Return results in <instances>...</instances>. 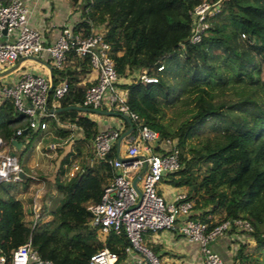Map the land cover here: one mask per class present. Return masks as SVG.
Returning a JSON list of instances; mask_svg holds the SVG:
<instances>
[{
  "label": "trees",
  "instance_id": "obj_1",
  "mask_svg": "<svg viewBox=\"0 0 264 264\" xmlns=\"http://www.w3.org/2000/svg\"><path fill=\"white\" fill-rule=\"evenodd\" d=\"M66 1L79 14L71 32L85 36L100 28L119 77L135 70L155 77L145 85L132 78L120 86L126 90L127 107L142 123L159 138L176 140L179 168L163 180L185 189L186 199L193 201L194 213L188 217L204 221L207 229L229 218L247 220L253 244L248 254L240 245L233 259L237 264H264L252 255L264 248V0H207L217 10L205 18L207 25L196 41L190 40V11L201 0ZM68 55L89 68L86 56ZM61 77L66 91L57 99L55 120L49 118L46 124L64 137L69 130L55 122L72 123L82 136L73 148L58 150L50 174L56 191L53 205L43 207L34 223L25 219L17 191L0 186L5 192L0 197V253L7 258L10 250L28 241L39 258L53 264H87L102 245L122 259L124 236L110 232L100 241L89 224L87 205L98 201L113 171L93 156L95 122L68 108L82 105L86 85H78L68 71L52 68L49 100ZM176 102L188 106L170 125L163 121L164 108ZM26 124L11 100L0 97V139L9 152L14 151L11 138L24 146L17 151H24L39 131H30ZM201 134L196 143L190 142ZM80 153L92 157V163L79 158L77 170L68 176L71 161ZM107 156H114V144ZM29 180L24 176L19 181Z\"/></svg>",
  "mask_w": 264,
  "mask_h": 264
},
{
  "label": "built area",
  "instance_id": "obj_2",
  "mask_svg": "<svg viewBox=\"0 0 264 264\" xmlns=\"http://www.w3.org/2000/svg\"><path fill=\"white\" fill-rule=\"evenodd\" d=\"M216 10L217 4L207 0H201L192 8L191 41L198 40L207 25L205 18ZM28 12L25 0H0V70L15 64L18 59L42 52L56 68L62 65L69 51L78 57L86 56L89 68L96 74L83 90L81 106L115 111L130 121L129 130L122 135L121 119L120 126L98 130L92 137L90 146L94 158L110 166L113 174L102 185L98 201L87 205L91 214L89 224L96 227L100 241L110 232L124 236V257L119 259L115 252L102 245L88 256L87 264H161L141 241V235L146 230L161 229L176 232L195 243L200 264H228L210 248L209 243L231 230L247 234L252 229L251 225L242 218H229L207 229L204 221L188 217L193 201L186 199L184 192L175 194L169 201L157 194V183L167 173L179 168L176 140L159 138L155 131L129 110L125 103L126 90L118 85L119 76L113 68L108 45L102 39L101 32L92 29L88 35L81 36L63 27L53 42L44 44L42 32L28 24ZM160 69L158 65L156 70ZM135 78L140 85L156 80L153 75L142 71ZM50 84L46 76L24 71L13 82L0 83V97L10 99L14 109L26 117V128L30 131L43 130L47 119L55 120V107L49 103L48 97ZM65 91V81L56 83L50 100L58 101ZM19 132V129L15 130V134ZM119 137L125 145L123 154L116 152L108 157L110 148ZM3 146L0 139V147ZM11 148L14 149L12 144ZM77 168L76 164H71L67 175L71 176ZM21 175V167L14 153L2 149L0 182L17 181ZM132 181L137 191L131 186ZM31 218L34 223L37 215ZM0 264L53 263L39 258L26 241L10 250L7 258L0 253Z\"/></svg>",
  "mask_w": 264,
  "mask_h": 264
},
{
  "label": "crops",
  "instance_id": "obj_3",
  "mask_svg": "<svg viewBox=\"0 0 264 264\" xmlns=\"http://www.w3.org/2000/svg\"><path fill=\"white\" fill-rule=\"evenodd\" d=\"M25 3L29 11L27 17L28 24L31 27L37 28L42 32L44 44L53 42L63 27L71 28V26L79 19L78 11H73L66 0H25ZM93 30L100 31V28H94ZM79 62L80 59H73L71 56L68 55L60 66V68L68 71L71 76H75L78 85L87 86L91 81H93L96 73L94 70L81 65V63L79 64ZM15 64L16 67L13 71L0 77V83L13 82V80H15L18 75L24 71L44 75L51 81L52 68H56L51 65L50 60L48 59L45 52H42L36 56L18 59ZM135 72L136 73H134L133 71V74L131 72L127 77H119L118 85L120 86L121 84H126L130 82L132 78L136 77L139 71L136 70ZM60 81H65V78H59L56 83ZM49 103L55 107V110H59L58 101L54 102L49 100ZM80 113L82 115H85L90 120L94 121L97 130L120 126L121 123V119L117 116L91 113L87 111H80ZM48 124H46L43 130H39L37 132V134L34 136L35 138H32V145L31 147H28L25 150L26 152L24 158L22 162H20V167H22L23 169L21 177H28L30 179V185L34 183L31 181L32 179H34L33 175L35 173L37 176L40 175V173H42V175L49 176L52 171L51 169L49 171L45 170V168L51 167L43 164V157H41L38 152V144L41 141L45 139H51V141L54 142V144L48 143L44 145V149L49 148L48 146L51 144H56L58 148H61L64 151L78 145L77 140L80 139L82 136L81 129L76 127L72 123L62 122L57 124L55 122V125L69 130V133L64 137L55 134L51 126L50 128H48ZM121 128H123V131L121 133L122 135L125 131L128 130L129 126L125 127V125L123 124L121 125ZM24 142L26 143L27 140L25 139ZM124 147V141L120 139L119 144L117 146L116 143L114 144V154L116 152H118L119 154H123ZM20 148H22L21 145H19L18 149ZM2 149L4 150L5 148L2 147ZM18 149L14 148L12 149V151ZM83 149H85V146H83ZM32 154L34 156H37V158L40 157V164L35 163V160H31ZM87 155L80 153L77 158H74L71 161L70 165L74 163L78 167V160L81 157L84 160H88L89 164L92 163V157H88ZM42 175H40L41 178H43ZM16 182L20 181L17 180ZM30 185L28 187H30ZM156 188L160 196L166 201L172 199V197L179 192H185V189L181 186H171L165 183L164 181H160L157 184ZM26 189L27 188H25V190ZM25 190L17 191L16 196H18L21 201L25 198V196L23 195L28 189L26 191ZM46 207L48 206L46 205L45 208ZM22 208L25 214V219L30 220V215H27V213H29V207L26 206L23 201ZM41 208H43V205ZM193 213L194 211L192 209L190 214ZM236 232L237 231L233 230L227 231L222 235L216 237L213 241L209 243L210 248L215 251L228 264H233L232 262L234 253H232V249L234 245H236L235 240H239V233ZM142 240L143 244L151 250V252L158 258L161 264H200V255L197 249V245L195 243L187 241L184 237H182L176 232H172L166 229L156 230L150 233L147 232L142 235Z\"/></svg>",
  "mask_w": 264,
  "mask_h": 264
},
{
  "label": "rangeland",
  "instance_id": "obj_4",
  "mask_svg": "<svg viewBox=\"0 0 264 264\" xmlns=\"http://www.w3.org/2000/svg\"><path fill=\"white\" fill-rule=\"evenodd\" d=\"M135 71H134V73H136ZM132 74H133V72H132ZM187 106H185L184 104L181 105L180 103L176 102V103H173L170 107H165L164 108L163 121L168 122L170 125H174L175 123H177L179 121V119H181V111L184 112V109ZM47 126H48V128H50L49 124ZM202 136H203V134L195 136L190 140V142L196 143L197 140H199ZM33 138H35V137H33ZM32 142L33 141H31L27 147H31ZM48 143L54 144V142H52L51 139H45L38 144V152H39L40 156L43 157L42 158V161L44 162L43 164L51 167V168H45L46 171H49L50 169L53 170L52 169L53 165H54L53 161L55 160L57 154L59 153L58 150L60 149L57 147L56 144L55 145L51 144L48 146L49 148L44 149L43 148L44 145H46ZM34 144H33V146H34ZM3 147L5 148L4 151H7L9 149L5 145ZM23 148H24V146H23ZM11 150H12V148H11ZM0 151H2V147H0ZM14 151H13V153L16 156L18 163L20 164V162H22V160L24 158L26 151L25 150L24 151H22V150L17 151L16 150L15 152ZM31 160H33V161L35 160L36 161L35 163L40 164V161H39L40 157L37 158V156H34L32 154ZM40 175H42V173H40ZM40 175L37 176L36 173L33 175L34 179H32L31 182H34V183H32V185H30L29 182H16V181H2V182H0L1 183L0 186H8V190L11 193L12 192L15 193L16 191L20 190L23 183H24V185H27L25 188H27L28 190L27 189H26L27 191L25 190L26 193L23 195V196H25V198L22 201L25 203L26 206L29 207V213H27V215H30V217H32L33 215L34 216L38 215V213H40V211L42 209L41 208L42 205H43V207H45L46 205L48 207L52 206L53 202L50 205V200H53V198L56 195L55 188L50 182V175L49 176L48 175H42L43 178H41ZM160 181H164V180L162 179ZM29 185H30V187H28ZM156 192L158 195H160L157 188H156ZM4 195H5V192H3V190L0 187V197H5ZM46 218H47V215H42L43 220ZM147 232L150 233L153 231L146 230L145 232L142 233V235L147 233ZM237 232L239 233L238 234L239 240H235L236 245H234V247L232 249V253H235L236 250L239 248V246L243 244V245H245V247L243 249V253L248 254L250 252L251 245L253 244V240L248 234L243 233L241 231H237ZM142 235H141V241L143 243ZM252 255L257 257L258 259H261V258L264 259V248L260 249V252H257V251L253 252ZM236 261L237 260L234 258L232 263L236 264L237 263Z\"/></svg>",
  "mask_w": 264,
  "mask_h": 264
},
{
  "label": "water",
  "instance_id": "obj_5",
  "mask_svg": "<svg viewBox=\"0 0 264 264\" xmlns=\"http://www.w3.org/2000/svg\"><path fill=\"white\" fill-rule=\"evenodd\" d=\"M15 67H16V64H13V65L5 68V69L0 70V77L6 75L7 73H9L11 71H13L15 69ZM68 108L76 109L78 111H87V112H91V113H98V114H104V115L117 116L120 119H122L123 121H125L128 124V126L130 127V121H129L128 117H126L125 115H123L121 113L115 112V111L104 110V109H96V108H86V107H83V106H80V105H70V106H68ZM128 130H129V128H128ZM120 139H121V137H119L116 140V142H115L116 146L119 144ZM10 143L14 146L15 149H18V147L20 145L19 143H17L15 141V139H11ZM118 158H119V160H124L121 157H118ZM131 186L137 191V187L135 186L134 181L131 182Z\"/></svg>",
  "mask_w": 264,
  "mask_h": 264
}]
</instances>
